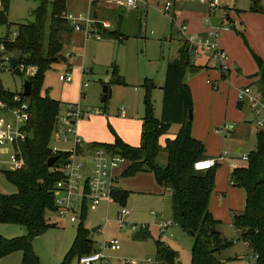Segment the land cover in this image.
I'll return each instance as SVG.
<instances>
[{"label": "rangeland", "instance_id": "374dc122", "mask_svg": "<svg viewBox=\"0 0 264 264\" xmlns=\"http://www.w3.org/2000/svg\"><path fill=\"white\" fill-rule=\"evenodd\" d=\"M53 1L49 0V8ZM38 5L36 0H10L6 22L0 23V36L9 26L12 35L19 25L33 22L31 12ZM166 5L171 7V11H164ZM213 6L216 10L213 19L221 30L218 43L227 56L224 62L226 69H221L222 62L213 58L209 68L203 67L196 73H190L185 81L193 101L192 134L205 145L210 157H223L217 167L216 191L210 197L209 211L218 221L216 229L221 237L233 243L218 253L217 257L223 262L241 260L243 264L247 248L238 239L231 215L245 210L246 192L230 185L229 172L246 165L247 161L243 157L256 149L257 134L264 130L256 125L253 105L248 100L243 103L245 106L242 110L237 107L239 90L248 86L252 95L264 100L261 84L252 80L259 73L257 58L264 64V15L256 10L264 9V0H213ZM191 7H185L184 16H176L171 0H147L132 9L113 0H66V13L88 19L96 11L101 22L110 24L108 30L119 28L126 37L123 41L107 38L102 33L103 28L97 31L102 36L101 41L78 33L73 41L64 40L62 56L45 73L40 95H48L63 104L79 105L84 111V117L75 128L77 136L85 144V152L89 148L88 143L113 145L118 137L130 145L140 143L145 115L143 84L146 79L153 80L156 85L150 92V100L154 117L161 119L163 91L158 87V81L164 77L169 59L178 55V32L184 21L189 32L206 28V16L203 14L201 19L196 14L197 10ZM190 11L193 13L190 14ZM50 23L49 18L47 31ZM226 27L229 29L225 30ZM184 41L183 37L181 42ZM13 55L18 57L17 54ZM69 69L74 81L69 84L61 82L59 76ZM25 70L21 75L0 70V85L10 93L21 94L24 82L36 72L32 67ZM114 71L125 79L126 85L114 83ZM104 87H108L111 95L103 103ZM122 107L125 108L124 112ZM225 127L234 128L230 136L222 137L215 133L217 129ZM179 130L180 125H170L168 135L162 137L161 144H165V138L175 137ZM73 139L74 136H70L64 142L54 135L51 148L64 153L73 152ZM88 160L86 152L82 161L88 164ZM158 163L161 167L166 166V153L159 155ZM128 165L129 162H126L122 166L117 185L129 193L124 206L113 201L109 204L102 202L96 210L87 209L84 220L79 211L76 223L56 213L48 214L52 226L33 241V250L41 264L64 262L81 223L91 230L90 237L96 249L105 240L120 242L121 250H106L109 264H122L124 260L138 264H160L157 241L178 253L177 264H191L193 237L178 225L171 226L161 234L162 222L172 220L170 192L160 187L151 173L123 177ZM16 192L17 188L0 171V193L12 195ZM123 207L131 212L128 221L132 225L148 227V239L137 240V230L120 227L118 217ZM152 213L158 214L159 218ZM53 224L56 226L53 227ZM95 228L98 230L93 232ZM26 235V229L20 225L0 223V237L4 240ZM22 260L23 253L14 251L0 257V264H22ZM71 264H78V258L74 257Z\"/></svg>", "mask_w": 264, "mask_h": 264}, {"label": "trees", "instance_id": "16d2710c", "mask_svg": "<svg viewBox=\"0 0 264 264\" xmlns=\"http://www.w3.org/2000/svg\"><path fill=\"white\" fill-rule=\"evenodd\" d=\"M36 1L39 5L31 12L34 21L19 25L17 39L7 43V50L18 56L16 62L25 65L26 68L36 69L35 74L29 77L32 84V94L28 98L32 114L28 126L30 136L21 145L25 166L16 172L1 171L6 180L17 188V192L12 195L0 193V223L20 225L26 229L27 235L10 241L0 237V257L21 251L22 264H41L33 250V241L52 226L48 214L56 213L53 191L56 183L63 177L58 168L71 156L69 152L54 154L51 148L64 104L51 99L48 95H40L46 71L62 56L64 36L72 32L64 17L66 0H54L51 8L49 0ZM9 3L10 0L3 1L4 11H0L1 24L6 22ZM256 10L264 15L263 8ZM49 18L51 23L47 31ZM97 26L102 29L99 21ZM102 33L107 38L121 41L126 39L118 30L104 29ZM257 61L259 73L252 78H258L257 83L261 84V90L264 92V64L259 58ZM202 68L196 67L192 62L191 46L185 40L179 50V58L169 62L166 68L160 120L154 117L150 100V92L156 85L151 79L144 81L145 115L142 119L140 145L130 146L118 137L113 145L94 143L91 147L104 148L124 157L129 166L123 177L151 173L160 187L171 191L172 221L194 239L191 264H235L238 261L223 262L217 257L218 253L233 242L221 237L216 229L218 221L209 211L219 164L205 172H197L194 168L196 162L208 156L205 145L192 135L189 114L192 112L193 101L185 80L190 73H196ZM113 78L114 83L126 85L124 78L117 71H114ZM14 96L15 94L6 91L0 85V99L12 103ZM237 107L242 110L243 103L239 102ZM172 124L180 125V130L173 139L167 138L162 145L160 140L168 135ZM161 153L167 154L165 167L158 163ZM54 156H58L59 159L50 168L47 162ZM248 158L247 167L236 168L230 175L231 185L246 192L245 210L238 214L233 213L231 221L238 239L247 250L258 255L259 264H264V130L258 132L256 149ZM128 195L129 193L121 188H116L112 192L113 201L123 206ZM81 214L84 220L86 210L84 209ZM138 232L135 236L137 240H146L150 235L148 227ZM90 234L91 230L81 223L74 243L62 264H71L74 257L79 259L97 250ZM156 247L160 264H177L179 261L177 252L161 241L156 242Z\"/></svg>", "mask_w": 264, "mask_h": 264}, {"label": "built area", "instance_id": "2783aa9c", "mask_svg": "<svg viewBox=\"0 0 264 264\" xmlns=\"http://www.w3.org/2000/svg\"><path fill=\"white\" fill-rule=\"evenodd\" d=\"M4 0H0V11H4ZM114 3L125 5L129 9L138 8L140 3L146 0H113ZM208 4L209 12L207 23L211 24V17L214 14L215 7L213 0H201ZM171 7L166 5L164 11H170ZM69 25L75 32L83 33L88 37H95L101 40L102 36L98 31V20L92 17L75 16L71 13L64 15ZM103 29H109L111 26L107 22H100ZM218 32L210 29L205 35H196L188 37L186 40L191 46V55L193 57L202 54H211L216 56L221 62V69H226L224 62L227 60L225 52L220 48L217 41ZM18 37V29L13 30L8 27L7 31L0 36V70L12 73H24L25 65L15 61L13 54L7 50V43L13 42ZM59 80L64 83H71L73 75L70 71L59 76ZM86 87V86H85ZM239 102L245 103L248 100L253 105L256 124L264 128V100L261 97L252 95L250 86L239 90ZM65 112L61 113L57 122L55 136L58 140L68 141L70 136H74L75 150L69 152L71 156L68 161L58 168L62 174V179L56 183L54 194V204L56 214L60 217H67L71 223L78 221L77 213L85 210H96L102 202L110 203L113 201L112 192L117 188L119 182L118 170L128 162L124 157L113 154L104 148H88L86 152L89 155V163H84L86 152L84 142L77 136L76 124L84 116L79 105L68 104ZM31 108L27 97L21 94H15L12 103L0 99V171H20L25 166V161L21 151V145L29 138L28 130L31 121ZM234 128L225 127L217 129L215 133L222 137L230 136ZM56 154L57 150H53ZM248 156L243 160L248 161ZM223 157L206 158L195 163L197 172H205L216 168ZM114 202V201H113ZM131 212L125 207L122 208L118 223L121 228H131L134 230H145L146 226L137 227L132 225L128 218ZM152 215L156 216V214ZM175 225L163 221L161 225V234H164L168 228ZM106 250L119 251L121 244L118 240H105L99 248L91 254L83 255L78 259V264H109V259L105 254ZM258 255L250 250L243 260V264H259ZM122 264H138L135 261L124 260Z\"/></svg>", "mask_w": 264, "mask_h": 264}, {"label": "crops", "instance_id": "0c3cea01", "mask_svg": "<svg viewBox=\"0 0 264 264\" xmlns=\"http://www.w3.org/2000/svg\"><path fill=\"white\" fill-rule=\"evenodd\" d=\"M147 1V0H146ZM165 1H167V0H165ZM172 1V4H173V6H174V10H175V14H177L176 16H178L179 14L180 15H185V11H186V9H185V7L187 6V5H191L192 7V9H196L197 10V12H196V14H199L200 16H201V19H203V14L206 16V19H205V24H206V28H205V30H204V28H202V29H199V30H197V31H193V32H189V29H188V25H187V23L184 21V23H183V26H182V29L181 30H179V32L178 33H180V34H178L179 35V40H180V42H179V50H180V48H181V46L183 45V43L184 42H181V40L183 39V37L185 38V40L188 38V37H192V36H196V35H205L206 33H207V31H208V29L210 30V29H215L217 32H218V34H217V41H218V35H219V31L221 32V30H220V28H219V24L217 23V21H215V19H213V16L211 17V24H209V23H207V16H208V12H209V6H208V4H205V3H202L201 2V0H171ZM222 1H224V2H227V0H222ZM170 11H171V9H170ZM178 11V12H177ZM193 11V10H192ZM192 11H190V14H192L193 12ZM205 12H206V14H205ZM215 12H216V10L214 11V14H215ZM226 15L228 14V12L227 13H225ZM93 15V14H92ZM98 15V14H97ZM122 18V15L120 16V19ZM99 22H101V20L99 19V15H98V19H97ZM102 22H104V21H102ZM109 22V21H108ZM220 24H222V23H220ZM9 27H11V26H9ZM18 28V27H17ZM70 28H72V27H70ZM233 28H235V26L233 27ZM11 29V28H10ZM225 30H228L229 28L228 27H226V28H224ZM114 30H118V32L120 31V29L119 28H116V29H114ZM7 31V30H6ZM5 32L3 31L2 32V35L4 34ZM120 33L122 34V32L120 31ZM77 35H79L78 34V32H75L74 30H73V28H72V32L70 33V34H68V35H65L64 36V40L66 39V40H69V39H71L72 41L74 40V37H76ZM125 36V35H124ZM183 36V37H182ZM102 40V39H101ZM101 40H98V41H101ZM178 40V41H179ZM219 44V43H218ZM220 46V45H219ZM64 48V47H63ZM224 51V50H223ZM12 54H14V53H12ZM211 56H213V55H211V54H202V55H200V56H195V57H193L192 56V62L195 64V65H198V66H202V67H205V68H209V66H210V64H211V62H212V60H213V58H215V59H218L216 56H213V57H211ZM13 57H14V55H13ZM18 57H16V59H17ZM179 58V51H178V55H177V57H173V58H171V59H169V62H172V61H175V60H177ZM33 69H34V67H32ZM166 68H167V65H166ZM27 69V68H26ZM36 70V69H35ZM69 71H70V69H69ZM26 72V71H25ZM24 72V73H25ZM24 73H22V74H24ZM165 74H166V69H165ZM165 74H164V77H161V79H159V81H158V87L160 88V89H162V87L164 86V83H165ZM125 80V79H124ZM252 80H255V82H257V80H258V78H253ZM73 81H74V78H73ZM72 81V82H73ZM71 82V83H72ZM126 82V81H125ZM25 83V82H24ZM208 83H209V81H208ZM67 84H69V83H67ZM22 92H23V94H24V86H23V89H22ZM26 97V96H25ZM108 98V97H107ZM107 100V99H106ZM63 104V103H62ZM66 105L67 104H64L63 105V110L62 111H64L66 108ZM244 106L245 105H243V108H244ZM83 111V110H82ZM122 111L124 112L125 111V108L124 107H122ZM83 114H84V111H83ZM84 117V116H83ZM143 122V121H142ZM257 125V124H256ZM143 126V125H142ZM78 127V126H77ZM76 132H77V129H76ZM142 132V131H141ZM177 135V134H176ZM175 135V136H176ZM193 135V134H192ZM167 136V135H166ZM194 137V136H193ZM168 138V137H167ZM167 138H165V140L167 139ZM174 138V137H173ZM173 138H171V139H173ZM195 138V137H194ZM140 139H141V135H140ZM162 139V138H161ZM125 142V141H124ZM160 142H161V140H160ZM126 143V142H125ZM89 144V148H91V146H92V144L91 143H88ZM126 144H128V143H126ZM128 145H130V144H128ZM140 145V143L139 144H131L130 146H133V147H138ZM238 152H240V150H238ZM207 156H208V158H213V157H210L209 155H208V151H207ZM219 165H220V163H219ZM247 165H248V162L246 163V165H242L241 167H247ZM129 166V165H128ZM121 170V169H120ZM120 170H118V172H117V174L120 176ZM233 170H230V172H229V177H230V175H231V172H232ZM230 185H231V183H230ZM117 188H119L118 186H117ZM163 188V187H162ZM165 189V188H164ZM165 190H167V189H165ZM168 191V190H167ZM215 191H216V187H215ZM170 192V194H171V191H169ZM171 197H172V194H171ZM109 204V203H108ZM210 204V203H209ZM156 216H157V218H159L158 217V214H156ZM85 227H87V226H85ZM88 228V227H87ZM89 229V228H88ZM240 261L241 260H239L237 263H235V264H241L242 263V261H241V263H240Z\"/></svg>", "mask_w": 264, "mask_h": 264}, {"label": "water", "instance_id": "95a60500", "mask_svg": "<svg viewBox=\"0 0 264 264\" xmlns=\"http://www.w3.org/2000/svg\"><path fill=\"white\" fill-rule=\"evenodd\" d=\"M93 18H94L95 20L98 19V15H97V12H96V11H94V13H93ZM110 93H111V92H110V90H108V87H104V90H103V97H102V102H103V103L106 101L107 97L111 95ZM31 94H32V84H31V82H30L29 80H27V81H25V83H24V96H26V97H30ZM189 118H190V120L193 119V114H192V112L189 114ZM58 159H59L58 156H54V157L49 158V160H48V162H47L48 167L52 168V167L55 165V163L57 162ZM55 226H56V224H53V227H55ZM97 230H98V229L95 228V229H93L92 231H93V232H96Z\"/></svg>", "mask_w": 264, "mask_h": 264}]
</instances>
